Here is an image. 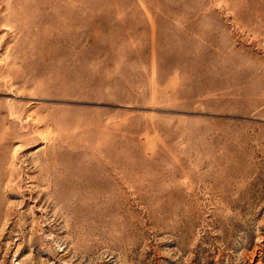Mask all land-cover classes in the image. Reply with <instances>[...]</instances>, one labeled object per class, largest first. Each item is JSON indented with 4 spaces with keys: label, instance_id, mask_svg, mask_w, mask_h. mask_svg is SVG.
<instances>
[{
    "label": "rangeland",
    "instance_id": "374dc122",
    "mask_svg": "<svg viewBox=\"0 0 264 264\" xmlns=\"http://www.w3.org/2000/svg\"><path fill=\"white\" fill-rule=\"evenodd\" d=\"M0 264H264V0H0Z\"/></svg>",
    "mask_w": 264,
    "mask_h": 264
}]
</instances>
